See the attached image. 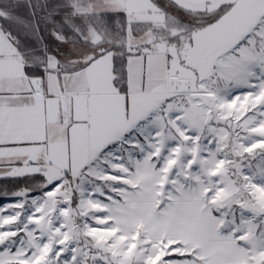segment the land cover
Instances as JSON below:
<instances>
[{"label": "snow or ice", "instance_id": "1", "mask_svg": "<svg viewBox=\"0 0 264 264\" xmlns=\"http://www.w3.org/2000/svg\"><path fill=\"white\" fill-rule=\"evenodd\" d=\"M0 264H264V0H0Z\"/></svg>", "mask_w": 264, "mask_h": 264}]
</instances>
